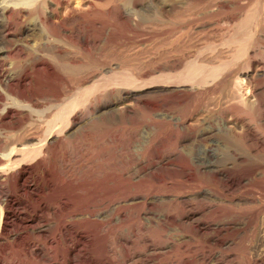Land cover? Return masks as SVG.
I'll return each mask as SVG.
<instances>
[{
    "label": "bare ground",
    "instance_id": "1",
    "mask_svg": "<svg viewBox=\"0 0 264 264\" xmlns=\"http://www.w3.org/2000/svg\"><path fill=\"white\" fill-rule=\"evenodd\" d=\"M211 3L0 0V264H245L241 233L255 243L253 264H264L263 207L238 211L228 197L264 188L259 164L217 154L229 139L264 152V57L239 63L259 21L243 16L222 35L231 50L223 59ZM147 23L173 29L146 31L143 51ZM28 31L35 35L19 42ZM229 69L232 81L217 82ZM216 93L233 102L232 117L198 130L193 102ZM140 115L148 129L125 125ZM172 120L177 127L164 129Z\"/></svg>",
    "mask_w": 264,
    "mask_h": 264
},
{
    "label": "rangeland",
    "instance_id": "2",
    "mask_svg": "<svg viewBox=\"0 0 264 264\" xmlns=\"http://www.w3.org/2000/svg\"><path fill=\"white\" fill-rule=\"evenodd\" d=\"M211 4H210V10L209 9H207V10H209L208 11V16L209 17H206L207 19L209 18V20H210V22H212L211 24L213 25V26H211V31L213 30V32H211L212 33V40H215V41H213L214 42V44L216 45V48H215V50H217L218 52L221 50V48L223 49V51L221 50V52H219L220 53V55L222 54L223 55V59H225V58H227L228 56H229V54L231 53V50L229 49V46H227L226 44H223L222 42V35H224V33L228 30V29H230V28H232L234 25H235V23H237V22H239V20H241V19H243V16H250V15H253V14H255L256 16H255V18H252V22L254 23L255 21H259L258 22V24H257V28H258V30H257V33H256V37L255 38H257V39H255V41L257 42H254V44L253 45H251V47L249 48V50L245 53V54H243L242 55V57L240 58V61H239V63H243V62H245V60H247L251 55H254V53H258L257 54V57L258 58H260V57H264V28H263V25H264V0H211ZM220 2H224V4L226 5V6H224V7H221V5L219 4ZM219 6V7H218ZM221 7V8H220ZM241 8V9H240ZM203 10V11H202ZM196 15H198V16H201V15H203L205 12V8H203V6L202 5H198L197 6V8H196ZM202 11V12H201ZM234 11V12H233ZM204 12V13H203ZM212 12V13H211ZM255 12V13H254ZM198 13V14H197ZM199 13H201V15H199ZM243 15H242V14ZM211 15V16H210ZM233 15V16H232ZM257 15H259V18L257 19ZM229 17V18H228ZM235 17H236V19H235ZM238 17V18H237ZM223 18V19H222ZM257 19V20H256ZM232 21V22H231ZM170 22V21H169ZM172 22V21H171ZM170 22V23H171ZM201 22H202V20L200 19V20H198V22H197V25H196V28H195V30H196V34H197V36H199V34H198V32H199V28H200V24H201ZM173 23H174V21H173ZM172 23V24H173ZM259 23H260V25H259ZM166 24V25H165ZM171 24V25H172ZM162 25H164V26H162ZM169 24L168 23H162V24H159L158 26H159V28H158V26L157 25H150L149 23H147V24H143V25H141V33H140V40H141V38H142V43H144L145 42V44H142V47L140 46L139 47V49H141V50H143V51H145V49L147 48L148 49V43H147V41H146V39H147V37H148V35L150 34V33H152L151 31H153V32H155L156 30L157 31H161V29H162V31L163 30H166V29H169V31H171L173 28H171V27H173V25L171 26H169V27H167ZM153 26L156 28H153ZM199 26V27H198ZM164 27V28H163ZM161 28V29H160ZM171 28V29H170ZM153 29V30H152ZM260 29H261V32H260ZM149 31L150 33H147V32ZM168 31V30H167ZM263 31V32H262ZM172 32V31H171ZM31 35H30V34ZM145 33V34H144ZM222 33V34H221ZM262 33H263V36H262ZM27 34H28V36H30V37H28L27 38V36H22V37H20V39H19V42L21 41V43H23L24 41H26V39L28 40L29 38H31V37H33V35H35V34H33V32L32 31H28L27 32ZM143 34V35H142ZM144 35H145V37H144ZM220 36V37H219ZM261 36V37H260ZM213 37H215L214 39H213ZM259 37V38H258ZM221 38V39H220ZM22 39V40H21ZM143 39H144V41H143ZM221 40V41H219V40ZM259 39L260 40H262L263 42L261 43V41H259ZM158 40V39H157ZM155 41V43L156 42H159V40L158 41ZM216 40H217V42H216ZM262 45H261V44ZM157 44H160V42L159 43H156V47L158 46ZM259 44V45H258ZM155 45V44H154ZM256 46H258V47H256ZM224 47H226L227 48V50H226V48H224ZM255 47V48H254ZM220 48V49H219ZM219 49V50H218ZM226 50V51H225ZM229 51V52H228ZM260 51V52H259ZM262 51V52H261ZM226 52V53H225ZM228 52V53H227ZM252 52V53H251ZM171 54V55H170ZM169 55L170 56H172V54L173 53H170ZM173 56H175V55H173ZM222 57V56H221ZM10 60V59H9ZM9 60H6V61H8L7 62V66H13V70H18L19 68H20V66H19V64L18 63H13V64H10L9 62ZM12 60H14V59H12ZM215 60H217V59H215ZM215 62H217V61H215ZM9 64V65H8ZM21 64V63H20ZM22 65V64H21ZM236 67V66H235ZM239 67V66H238ZM234 69V68H233ZM41 71H43L42 73H39V72H41ZM231 71H233V70H231V69H229V70H227V71H225L224 72V74L217 80V82H220V81H224V83L225 82H231L232 81V79H233V75H234V72H232L230 75H228V73L229 72H231ZM33 72H35V71H33ZM46 71H45V69L44 70H40V71H36L35 73L37 74V76H38V74H40L38 77L36 76V74L35 73H32V75H34L35 74V76H31V77H36L35 79H33V78H29L30 80L28 81V83H34L37 79L38 80H41V78H43L44 79V77H46V74H44ZM44 74V75H43ZM42 75L44 76V77H42ZM48 75V74H47ZM226 75H228L226 78H225V76ZM39 77H40V79H39ZM48 77V76H47ZM49 78V77H48ZM51 78H54V77H52L51 76ZM46 79V78H45ZM35 80V81H34ZM214 98V99H213ZM216 98V99H215ZM204 100H206V101H204ZM204 100H202V101H200V100H195L194 102H193V107H192V110H193V114L191 115V121L193 120H195L196 119V122L194 121H192L193 122V126L194 127H196L197 126V129L198 130H201V129H203V128H206L207 126H208V123L211 125V124H214V123H217L218 124V122L220 123V121L222 120H229V116L230 117H232V114H231V112H230V110H229V108L232 106L231 104H233V102L230 100V102H229V98H227V97H223V98H219L218 97V93H216V94H213V95H210V97L208 96V97H206ZM218 102V104H217V102ZM222 101H224V102H222ZM206 102H208V103H206ZM211 102H213V103H211ZM216 102V103H215ZM206 103V104H205ZM226 103H228L227 105H226ZM213 104H214V106H213ZM215 104H217L218 106H216ZM225 104V105H224ZM181 106H183V105H185V102H182L181 104H180ZM212 105V106H211ZM216 106V108L214 109V107ZM213 107V108H212ZM221 107V108H220ZM224 109H223V108ZM229 107V108H228ZM210 108V109H209ZM227 108V109H226ZM208 109V110H207ZM220 109H222V110H220ZM202 110H204V111H202ZM208 111V112H207ZM220 112V113H219ZM43 113V115L41 114V116L44 118L45 117V119H46V117L48 118L49 116H45V115H49L48 114V111H45V113L44 112H42ZM211 113V114H210ZM229 115H228V114ZM203 114V115H202ZM204 114H206L205 116H204ZM208 114V115H207ZM194 115V116H193ZM214 115V116H213ZM217 115V116H216ZM224 115H225V118H224ZM35 117H36V119H37V121H35L36 123H41V117H39V115L38 116H36V115H34ZM203 116V117H202ZM208 116V117H207ZM228 116V117H227ZM196 117V118H195ZM202 117V118H201ZM217 117V118H216ZM148 118V116H142V115H140V117H138V121H134L133 123H129V122H127L125 125L127 126V127H129V128H131V129H137V130H140V131H144V130H146V129H148V127H147V124H146V122H151V120H149V119H147ZM206 118V119H205ZM216 120H215V119ZM219 118V119H218ZM221 118V119H220ZM234 118V117H233ZM44 119V120H45ZM199 119H201L203 122H201V120H199ZM145 120H147V121H145ZM199 120V122H197ZM214 123H213V122ZM221 121V122H222ZM175 121H169V122H167V123H165L164 124V129H175L176 127H177V125H176V123H174ZM212 122V123H211ZM43 123H45V122H43ZM42 123V124H43ZM194 123L195 124H197V125H194ZM204 123V124H203ZM203 124V125H202ZM199 126H201V127H199ZM206 126V127H205ZM227 141H229V142H227ZM227 141H223V143H221V144H219L220 145V147H222L221 148V150H218V152H217V154L218 155H220L218 158H220V160H221V162H226V163H229L230 165H234V164H237V165H239V166H245L244 164H246V163H253V162H258V169H257V171H256V173H257V176H261V178L263 179V177H264V152L262 153V154H260V155H257V154H253V156L248 152V150H247V148H245V146L244 145H242L241 144V142H239V140L238 141H234L233 139H229V140H227ZM167 142V141H166ZM227 142V143H226ZM135 143V145H137V143L136 142H134ZM183 143V145H181ZM238 143H240V144H238ZM186 144H187V142L185 143V142H180L178 145H180V147L179 146H176V145H173V144H168L167 146H170L169 147V150H182V148H185V146H186ZM223 144V146H221ZM134 145V146H135ZM166 145V144H165ZM174 146H176L175 148H174ZM182 146V147H181ZM230 146V147H229ZM238 147V148H237ZM223 148H225V149H223ZM167 149H168V147H167ZM233 151V152H232ZM237 151H238V153H237ZM236 152V153H235ZM229 154H231V155H229ZM237 155V157L235 156V155ZM240 156H239V155ZM225 155V156H224ZM222 157H226V158H222ZM228 157V158H227ZM235 159H234V158ZM251 159H249V158ZM224 160H222V159ZM236 158H238V159H236ZM254 158H256V160L254 159ZM228 159L230 160V161H228ZM244 159V160H243ZM245 159L247 160L246 161V163L244 162L245 161ZM219 160V161H220ZM226 160V161H225ZM233 160V161H232ZM241 160V161H240ZM249 160V161H248ZM242 162V163H241ZM171 182V180H168V183H170ZM246 182V181H245ZM211 186L210 185H203L202 187H195L194 188V190L193 191H200V190H202V189H205V188H210ZM254 192H253V191ZM249 192V193H247V192ZM251 191L253 192L252 193V195L250 194L251 193ZM256 191V192H255ZM239 193V194H238ZM244 193V194H243ZM23 195L21 192H17V193H15L14 194V196L16 197V198H22L23 196H21V195ZM250 194V195H249ZM241 195H243V196H247V197H251L252 199H254V201L253 202H251V203H249L248 202V200H244V201H240V197H241ZM19 196V197H18ZM229 197V199H234V201H235V204H236V200H237V204H236V206H235V204H231L232 205V207H234L233 209H235V210H238V211H244V210H246V209H249L248 208V206H251L252 205V207H258V208H262L263 207V209H264V188L261 186V187H258L257 185H248V186H245V187H243V188H241L240 189V191L239 192H237V193H235L234 194V196H232V197H230V196H228ZM236 198V199H235ZM256 199V200H255ZM241 202V203H239V202ZM256 201V202H255ZM250 204V205H249ZM258 204H260V205H258ZM234 205V206H233ZM237 206H238V209H236L237 208ZM20 207H23V206H21L20 205ZM240 209H243V210H240ZM34 212L33 211H28V214H33ZM264 219V218H263ZM263 219L260 221V223L259 224H261V225H259L260 227H261V229L262 230H264V222L262 223V221H263ZM262 230H261V232H262ZM242 231H240V233H241ZM239 233V234H240ZM261 234V233H260ZM243 236H245V234H243V233H241V237H239V245H240V247H241V245H242V243L244 242V244L242 245V248H243V246H245L243 249L241 248V250H240V248H239V246H237L236 247V250H237V253H242V254H244V256L246 257V258H244L243 259V261L245 262V264L247 263V264H253L254 263V257H255V254H256V252H255V254H254V252H252L251 253V251H253L254 250V247L253 246H255V243H249V240H246L248 237L247 236H245L244 238L245 239H243L242 237ZM228 237V238H227ZM229 237L231 238V239H229ZM232 238H233V236H226L225 237V239L226 240H228V241H230V240H232ZM242 239V240H241ZM241 240V241H240ZM243 240H245V241H243ZM241 242V243H240ZM201 244H203V242H201V240H199L198 242L196 241L195 242V245H201ZM248 244H250V245H252V246H250V245H248ZM247 245V246H246ZM213 246V248H214V251H216L217 253L219 252V250H220V247H218V246H215V245H212ZM239 249V250H238ZM253 249V250H252ZM244 250V252H242ZM245 250H248L249 251V253H251L252 254V257H251V254H247L246 252H245ZM240 251V252H239ZM215 252V253H216ZM230 253L232 252V251H229ZM264 251L263 252H261V253H259L261 256L259 257V258H263L264 259ZM258 255V254H257Z\"/></svg>",
    "mask_w": 264,
    "mask_h": 264
}]
</instances>
